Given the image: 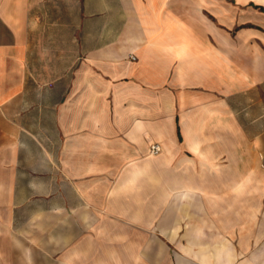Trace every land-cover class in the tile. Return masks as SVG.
I'll return each instance as SVG.
<instances>
[{"label": "crops", "instance_id": "0c3cea01", "mask_svg": "<svg viewBox=\"0 0 264 264\" xmlns=\"http://www.w3.org/2000/svg\"><path fill=\"white\" fill-rule=\"evenodd\" d=\"M262 252L264 0H0V264Z\"/></svg>", "mask_w": 264, "mask_h": 264}, {"label": "built area", "instance_id": "2783aa9c", "mask_svg": "<svg viewBox=\"0 0 264 264\" xmlns=\"http://www.w3.org/2000/svg\"><path fill=\"white\" fill-rule=\"evenodd\" d=\"M134 58V57H133ZM160 151V147H159V145H157V144H154V145H152L151 147H150V152L151 153H157V152H159Z\"/></svg>", "mask_w": 264, "mask_h": 264}, {"label": "rangeland", "instance_id": "374dc122", "mask_svg": "<svg viewBox=\"0 0 264 264\" xmlns=\"http://www.w3.org/2000/svg\"><path fill=\"white\" fill-rule=\"evenodd\" d=\"M69 222H72V221H69ZM74 223H75V221H73ZM264 252H262V254H263ZM101 255H102V253H101Z\"/></svg>", "mask_w": 264, "mask_h": 264}]
</instances>
